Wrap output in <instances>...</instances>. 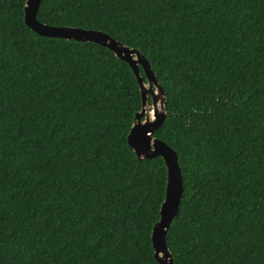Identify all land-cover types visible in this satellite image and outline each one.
<instances>
[{
    "label": "trees",
    "instance_id": "obj_1",
    "mask_svg": "<svg viewBox=\"0 0 264 264\" xmlns=\"http://www.w3.org/2000/svg\"><path fill=\"white\" fill-rule=\"evenodd\" d=\"M24 3L0 0V264H157L166 167L127 144L132 70L35 34ZM35 17L148 62L181 179L172 264H264V0H40Z\"/></svg>",
    "mask_w": 264,
    "mask_h": 264
},
{
    "label": "water",
    "instance_id": "obj_2",
    "mask_svg": "<svg viewBox=\"0 0 264 264\" xmlns=\"http://www.w3.org/2000/svg\"><path fill=\"white\" fill-rule=\"evenodd\" d=\"M40 0H25L23 20L35 34L50 38H61L77 42H93L111 51L132 70L141 98V108L135 113L126 140L138 160L160 157L166 167L164 200L159 209V219L151 231L153 258L157 264H172V258L165 243L168 226L177 212L181 195L180 171L175 152L165 143L152 136L165 118V98L148 62L135 49L113 40L95 30L75 27H53L41 24L35 15ZM141 67L145 81L138 68ZM150 98V101L148 100ZM139 144L140 147L135 145Z\"/></svg>",
    "mask_w": 264,
    "mask_h": 264
},
{
    "label": "snow or ice",
    "instance_id": "obj_3",
    "mask_svg": "<svg viewBox=\"0 0 264 264\" xmlns=\"http://www.w3.org/2000/svg\"><path fill=\"white\" fill-rule=\"evenodd\" d=\"M135 146H136V147H138V148L140 147V145H139V144H136Z\"/></svg>",
    "mask_w": 264,
    "mask_h": 264
}]
</instances>
